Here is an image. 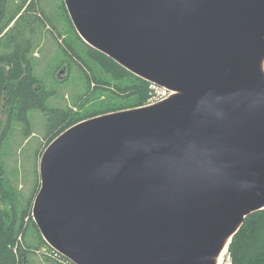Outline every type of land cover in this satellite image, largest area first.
<instances>
[{"label": "water", "instance_id": "95a60500", "mask_svg": "<svg viewBox=\"0 0 264 264\" xmlns=\"http://www.w3.org/2000/svg\"><path fill=\"white\" fill-rule=\"evenodd\" d=\"M63 4L87 46L176 94L48 145L42 239L72 264H215L264 209V0Z\"/></svg>", "mask_w": 264, "mask_h": 264}, {"label": "trees", "instance_id": "16d2710c", "mask_svg": "<svg viewBox=\"0 0 264 264\" xmlns=\"http://www.w3.org/2000/svg\"><path fill=\"white\" fill-rule=\"evenodd\" d=\"M19 1L20 4L13 7L10 0H0V125L3 117L7 122L0 136V151L11 122L28 125L27 115L30 111H40L46 117L45 150L59 135L80 122L147 105L151 96L147 81L132 75L110 58L87 46L75 34L81 46L79 49H74L64 40L56 39V43L84 74L88 96L84 103L76 104L80 109L78 112L73 108H47L45 104L52 93L47 92L35 77L32 64L34 42L43 30L54 38L60 35L57 26H53L51 15L45 9L44 13L40 9L39 0ZM62 9L72 27L63 2ZM96 94L108 95L107 100L90 111L83 110ZM11 194L0 164V203H12ZM10 206L9 209L0 208V264H34L32 256L41 247L48 251L49 255H44L48 264H69L66 258L52 252L42 239L32 219L30 202L22 211L14 204ZM27 237L33 239L28 240ZM227 256L230 264H264V209L244 219L228 246Z\"/></svg>", "mask_w": 264, "mask_h": 264}, {"label": "rangeland", "instance_id": "374dc122", "mask_svg": "<svg viewBox=\"0 0 264 264\" xmlns=\"http://www.w3.org/2000/svg\"><path fill=\"white\" fill-rule=\"evenodd\" d=\"M39 1L43 13L46 11L51 15L53 26H57L56 29L60 37L57 35L54 38L46 30L37 35L34 42V54H32L35 77L47 92L52 93L46 101L47 108L61 110L73 108L74 111L76 109V112H78L80 109L76 104L81 105L88 96L86 78L80 69L62 52L60 46L56 43V39L59 41L64 40L74 49H79L81 46L76 38L74 27H71L64 15L63 0ZM10 3L14 7L19 5L20 1L10 0ZM49 27L51 28L50 25ZM64 61H68V63ZM62 66H67L66 72L57 76ZM61 78H63V81L60 80ZM98 96L100 97L98 98ZM106 96L108 95H94V98L88 104H85L83 110H92L98 104L106 101ZM149 105L150 101L145 107ZM27 117L28 125L21 122H11L0 151V164L4 169V180L12 192L11 195H13L12 203H0L2 209H9L10 205L14 204L19 211H22L29 202L32 209L34 199L40 189L39 165L45 147L46 117L40 111H30ZM2 122L0 136L7 126L5 117L2 118ZM27 239L32 240L33 238L27 237ZM45 249L44 247L39 248L32 256L34 264H48L45 261V256L49 254ZM221 261L220 264H230L227 254L222 257Z\"/></svg>", "mask_w": 264, "mask_h": 264}, {"label": "built area", "instance_id": "2783aa9c", "mask_svg": "<svg viewBox=\"0 0 264 264\" xmlns=\"http://www.w3.org/2000/svg\"><path fill=\"white\" fill-rule=\"evenodd\" d=\"M149 91H150V105H155L158 103L163 102L164 100L168 99L170 96H172L174 94V92H171L168 89L162 88V87H158L155 84L149 83ZM148 101V104H149ZM147 104V105H148ZM52 249V248H51ZM52 252H55V254H58L59 256L63 257L62 255H60L58 252H56L55 250L52 249ZM55 256V255H54ZM64 258V257H63ZM69 264H72L69 260H68Z\"/></svg>", "mask_w": 264, "mask_h": 264}, {"label": "bare ground", "instance_id": "6f19581e", "mask_svg": "<svg viewBox=\"0 0 264 264\" xmlns=\"http://www.w3.org/2000/svg\"><path fill=\"white\" fill-rule=\"evenodd\" d=\"M260 71H261V74L264 76V58H263V60L261 61V64H260ZM176 93H174L173 95H175ZM172 95V96H173ZM171 97V96H170ZM169 97V98H170ZM168 98V99H169ZM167 100V99H166ZM166 100H164V101H166ZM163 101V102H164ZM162 103V102H161ZM159 104V103H158ZM155 105H157V104H155ZM151 106H154V105H151ZM147 107H149V106H147ZM144 108V107H143ZM228 242H229V240L225 243V245H224V247L222 248V250L220 251V253L215 257V260H214V262H215V264H220L222 261V257L223 256H225L226 254H227V249H228Z\"/></svg>", "mask_w": 264, "mask_h": 264}, {"label": "flooded vegetation", "instance_id": "af4514ba", "mask_svg": "<svg viewBox=\"0 0 264 264\" xmlns=\"http://www.w3.org/2000/svg\"><path fill=\"white\" fill-rule=\"evenodd\" d=\"M62 68H65L66 69V66H62Z\"/></svg>", "mask_w": 264, "mask_h": 264}]
</instances>
